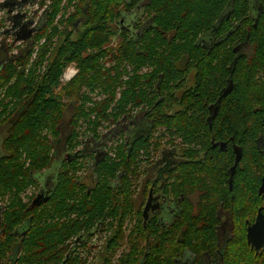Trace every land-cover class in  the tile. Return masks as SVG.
Segmentation results:
<instances>
[{"label":"trees","instance_id":"16d2710c","mask_svg":"<svg viewBox=\"0 0 264 264\" xmlns=\"http://www.w3.org/2000/svg\"><path fill=\"white\" fill-rule=\"evenodd\" d=\"M45 1H39L41 8ZM50 1L43 10V18L40 17L44 19L43 24L33 30V36L24 48L16 46L17 54H11L15 49L13 39L4 32L12 42L6 44L8 55H4L0 66V126L6 124L8 127L2 141L6 154L0 158V192L13 189L22 192L28 186L36 185L35 176L50 168L55 149H58L54 144L62 134L59 124L67 106L61 99L64 94L73 102L69 121L73 132L66 143L67 150L71 151L78 144L79 135L74 128L80 120L91 124L93 135H97L99 127H105V123L117 125L133 108L156 106L158 97L163 100L159 106L170 109L172 82L181 74L174 66V60L189 58L202 61L201 74L197 76L200 91H196L207 97V103L216 99L227 78L232 81L231 93L220 102L216 128L221 139L236 134L242 150L236 196L242 201L244 188H249L251 198L259 199L256 189L264 173V146H258L256 139L264 137V72L259 78L256 73L264 71V60L261 59L264 40L259 44L257 57L237 59L230 74L226 64L218 67L203 65L201 50L195 46L197 36L216 23L231 0H149L145 5V19L150 25L148 28L137 27V34L132 39L126 38L120 20L139 0ZM255 1L262 11L258 25L264 34V0ZM72 4L76 6L74 13L65 17L63 14ZM249 10L245 1L237 0L236 16L243 17ZM77 20L80 23L76 32L74 23ZM117 34L121 37L118 47L106 49L110 39ZM54 39L59 43L56 48ZM17 40L24 41L21 37ZM23 52V56L19 55ZM109 56L113 65L105 69L104 61ZM222 57L229 59L230 52L228 56L225 52ZM69 64L75 66L77 73L61 85L60 78ZM127 66L131 67L130 71H126ZM143 68L148 72H141ZM124 76L126 80H123ZM59 87L60 92L56 94ZM85 87L106 96L99 102H93L89 96L79 97ZM189 96L184 100L186 106L188 102L196 103L197 96ZM89 102L91 106H86ZM179 115L176 127L186 142L193 134L189 128L201 125V113H196L193 118L184 113ZM160 117L169 121L164 112ZM140 149L141 143L136 144L131 153L126 152L121 144L115 158L119 161L109 157L100 159L96 165L98 180L95 188L86 189L83 184H76L74 173L80 170L76 168V160L72 163L63 160L46 204L29 210L27 204L14 197L1 223L6 240L1 242L0 238V262L11 248V242L16 240L14 230L32 216L28 238L24 240L27 254L20 262L60 261L62 250L67 249L66 242L71 243L94 222L109 220L106 226L113 228V222H116L118 228L101 264H172V228L156 229L153 225L143 228L140 223L134 225L126 237L128 251L114 261V252L120 238L124 237L121 227L132 214L130 184L126 182L125 172L131 175L130 165ZM250 163L255 166H248ZM122 172L121 183L112 189L110 181L116 180ZM73 214L76 217L71 219Z\"/></svg>","mask_w":264,"mask_h":264},{"label":"flooded vegetation","instance_id":"af4514ba","mask_svg":"<svg viewBox=\"0 0 264 264\" xmlns=\"http://www.w3.org/2000/svg\"><path fill=\"white\" fill-rule=\"evenodd\" d=\"M39 1H33L32 5H39ZM233 1L231 0L227 4L221 17L209 30L199 34L195 39V46L201 50V59L204 58L203 65L211 64L218 67L226 64L231 70L229 74L232 73L237 59H255L259 44L264 40L262 37L264 34L258 25L262 17L259 4L255 0H243L250 10L247 15L238 17L235 15L237 0L234 1V4ZM148 2L149 0H139V3L124 13L120 20L127 39L136 36L137 27L148 28L150 25V22L145 19L147 16L145 5ZM17 3V1L9 0L5 5L12 8V6H17ZM136 10L139 13H135ZM8 13L10 14V12ZM9 14L6 16L9 29L5 31L10 34L14 44L23 42L17 40L19 37L28 41L33 36V30L44 22L42 19V22H38L36 26L32 27L33 19H20L14 17L16 14L14 16ZM74 28L76 31L78 27ZM4 32L0 31V36L4 35ZM2 44L0 46V66L3 63L4 55L7 54L6 44ZM225 52L227 56L230 52V58L227 60L222 57ZM23 54L24 52L19 53L21 56ZM12 57L15 58V56ZM261 59L264 60V55ZM201 62L189 58L175 59L174 66L178 67L181 74L179 79L172 82V107L169 109L159 106L163 100L158 97L156 106L133 108L129 116L122 118V121L117 125L116 123L110 126L106 124L105 127H113L112 131L118 132L116 143L111 145L102 143L103 135L97 132V135L87 134L88 142L78 137L77 146L71 151L67 150V139L70 138L73 130L72 127H69L71 116L69 119L63 116L59 124L62 134L54 144L57 147L61 146L60 154L57 156L59 149H55L54 153L55 158L58 159V166L52 167L53 160L50 168L35 176L36 185H30L22 192H17L16 189L5 193L0 192L1 242L6 240L3 237L5 230L1 227L3 215L10 208L14 197L17 196L23 204H27L29 210L46 204L50 200L56 174L62 168L63 160L69 163L76 160V168L79 167L80 170L75 171L74 182L83 184L86 189H92L97 184L98 178L95 172L100 159L109 157L119 161V159H115L117 147L122 144L124 150L131 153L134 146L141 143L142 149L139 150L138 156L130 165L131 175L125 172L126 182L129 181L130 184L128 192L131 193L133 210L136 207V220L133 226L140 223L143 228H146L147 225H153L156 229L169 230L172 228V264H264V225H262L264 224V192L259 193L264 173L256 189L259 199L251 198L250 189L244 188V198L240 201L241 197L236 196L239 189L238 187L235 189V185L242 162V150L236 134H228L226 138L221 139L219 138V129L216 128L220 102L231 93L232 81L227 78L216 99L207 103V97L196 91L200 89L197 76L201 74V70H199ZM141 72H148V69L143 68ZM263 72V70H259L256 77H262ZM189 95L197 96L195 97L196 103L188 102V106H186L184 100L190 97ZM66 109L68 111L69 107ZM161 112L169 117L168 127L164 131L160 130ZM182 113L190 118H193L196 113H201V125L196 126L194 123L195 126L189 128L193 134L191 139L186 142L180 137L181 134L176 127L179 114ZM155 131H157L156 135ZM2 141L0 142V158L6 154L2 149ZM256 143L258 146H264V137L258 136ZM238 148L241 158L236 163L235 171L229 181L230 169L234 166L235 151ZM28 163H26V167ZM253 165L254 163H250L248 166ZM84 168L87 172L86 175L91 176L89 186L83 183L79 177ZM54 169L55 172L52 173ZM50 173L55 174L53 180L49 179ZM120 175L116 180L110 181L112 189L121 183L123 172ZM29 190L32 192L27 195ZM135 193H137L136 197ZM133 196L137 199V204H135ZM37 197L39 199L33 203ZM75 204L77 205L78 201ZM258 216L263 220L262 224H257ZM71 217V219L75 218L76 214ZM31 218L32 216L28 217L22 225L14 230L13 234H15L16 240L11 242V248L5 253L0 264H30L20 262V259L27 254L24 240L27 241L28 238ZM130 220L131 216L127 217L122 228ZM108 223H110L109 220L94 222L92 227L81 231L74 237L71 243L66 242L67 249L62 250L60 261L40 264H87L86 258L82 259L78 249H83L89 244L94 246L93 240H96L99 229L101 231L112 230L106 226ZM114 225L118 228V223L113 222V227ZM112 236L106 242L104 247L106 252L101 256V262L108 253V243ZM127 236L125 235V239ZM91 240L92 242H90Z\"/></svg>","mask_w":264,"mask_h":264},{"label":"rangeland","instance_id":"374dc122","mask_svg":"<svg viewBox=\"0 0 264 264\" xmlns=\"http://www.w3.org/2000/svg\"><path fill=\"white\" fill-rule=\"evenodd\" d=\"M6 1H9V0H0V19L2 20L0 22V31L1 32H4L6 29H9V22L7 20V17H6L7 14H9L8 12H10L9 15L13 14L12 16H14V14H16V17L20 18V19H21V16H22V18H25V20L33 19V22H31V23H32V27H34V26L37 25L38 22H42V19L40 17L43 14V10L45 9L46 6H49V4L51 2L50 0H46L45 3H44V7L41 8L40 5H38V4H33L32 5V3H33L32 0L27 1L25 3L23 2L24 4H20L23 0H14V1L18 2L17 3L18 5L17 6H12V8H11V6L5 5L7 3ZM74 2H76V1H74ZM3 3H5V4L2 7L1 5ZM62 3L65 4V2H62ZM76 6H77V3H76ZM76 6H75V4H72L66 10V13L63 14V15L65 17H68L70 14L74 13V10H75ZM135 13H139V12L136 10ZM125 24H126V22L124 23V25ZM78 26L79 25H77V27ZM120 38L121 37L118 34L113 36L110 39V42L108 43V45L105 48L106 49L107 48H111V49L115 50L118 47V45H119ZM54 41H55V42H53L54 43V48H56L59 45V43L57 42V39H54ZM11 42H12V40H11V38L8 35L5 36V35L1 34V36H0V46H1V43L10 45ZM41 42H43V40H41ZM22 43L23 44H21V42H18L17 44H14L13 47L15 49H13L12 53L17 54L16 46L19 45L21 48H24L25 47V43H28V41H23ZM54 48L52 49V54L54 53V50H55ZM109 59H110V56L108 57V59H106L104 61L105 69H109L110 66L113 65V62L110 61ZM130 68H131L130 66H127L126 67V71H130ZM66 69L73 70L75 72V74L77 73V70H76V68H75V66L73 64H69L66 68H64L63 73L66 71ZM123 80H126V76L123 77ZM65 83H67V82H65ZM65 83L60 82L61 85H64ZM90 90H91V88L85 87V89H83V91L81 92V96H79V97L89 96L90 98H92L93 102H99V101L103 100L105 98V96H106L104 94H101V95L98 94L97 95V93H98L97 90H95V91H90ZM55 92H56V94H58L60 92V87L57 88L55 90ZM118 92H119V90H118ZM61 99L67 105L66 108L69 107V110L67 111V109H66L65 114H64V117L66 116V119H69L70 116L73 113L72 112L73 102L69 101V96H67L66 94H64ZM79 101H81L80 98H79ZM86 106H91V103L89 102L88 104H86ZM92 118H93V116H92ZM86 119H88V118H86ZM161 121L164 122L166 120H164V119L160 120V130L164 131L168 127V123L169 122L166 121L163 124H161ZM104 125H106V123ZM110 125L111 124H109L108 126H110ZM7 128L8 127H7L6 124L0 126V142L5 137ZM92 128H93V126L91 124H89V123H87L86 121H83V120H80L78 123H76V131L78 132L79 139L82 138L84 141L88 142V138L89 137L87 136V134H92L93 135ZM112 128L102 126V127H99V129L96 130L97 132H99V134L103 135V140L104 141L102 140L103 141L102 143H105V144L107 143V145H111L112 143H116V141L118 139V136H117L118 132L112 131L113 130ZM155 132H156L155 133V135H156L157 131H155ZM112 136H114V137L112 138ZM60 147L61 146L58 147L59 150H58L57 156H58V154H60ZM0 153H1V148H0ZM54 157H56V156H54ZM53 160L54 161H53V164H52L53 166L52 167L58 166V159L54 158ZM54 172H55V169L52 171V173H54ZM86 173L87 172L85 171V168H84V170L80 173L79 177L82 179L83 183H85L86 185L89 186L90 185L91 176L86 175ZM54 176H55V174L53 175V174L50 173L49 174V179L52 178V180H53ZM85 176H86V179H84ZM31 190L28 191L27 195L31 194V192H32ZM134 196L136 197L137 193H135ZM134 196H133V199L135 198ZM134 202H135V204H137V199L136 198L134 199ZM133 207H134V204H133ZM135 210H136V207L134 208V210L132 208L131 220L127 221L123 228L121 227L122 234H125L126 236L129 235L132 232V229L134 227L133 224H134V221L136 220L135 219ZM111 229H112L111 231H109V230L101 231L99 229V231L96 234V238H95L96 240H93L94 246L93 245L90 246V244H89L88 246H86L83 249H81V248L78 249V253L82 257V259L86 258V263L87 264H99V262H101V256L103 254H105L104 252H106V251H104V247L106 246V242L108 241V239L112 235H114L116 233V230H117L115 225ZM125 235H124V237L122 236V238H120V240H119V247H118L117 250H115L114 255H113L114 256V261H116L121 256L122 253L127 252L128 249H129V246L126 244ZM90 242H92V240ZM98 256H99V262H98Z\"/></svg>","mask_w":264,"mask_h":264},{"label":"water","instance_id":"95a60500","mask_svg":"<svg viewBox=\"0 0 264 264\" xmlns=\"http://www.w3.org/2000/svg\"><path fill=\"white\" fill-rule=\"evenodd\" d=\"M27 1H30V0H23L20 4H24L25 2H27ZM6 2H8V1H6ZM24 2V3H23ZM4 4L5 3H3L1 6L3 7L4 6ZM5 8V7H4ZM80 23V20H77L75 23H74V27H77V25ZM235 155H236V158H235V163H234V166L230 169V179H229V181L231 180V178H232V175H233V173H234V171H235V165H236V163L240 160V158H241V152H240V149L238 148V149H236V151H235ZM262 192H264V177L262 178V186L260 187V189H259V193H262ZM39 199V197H37L34 201H33V203H35L37 200ZM44 200V199H43ZM46 200V199H45ZM145 213V212H144ZM260 216V215H259ZM257 217V224H262V219L260 218V217ZM264 218V217H263ZM262 225H264V224H262Z\"/></svg>","mask_w":264,"mask_h":264},{"label":"built area","instance_id":"2783aa9c","mask_svg":"<svg viewBox=\"0 0 264 264\" xmlns=\"http://www.w3.org/2000/svg\"><path fill=\"white\" fill-rule=\"evenodd\" d=\"M75 75V72L70 69H66V71L63 73V75L60 78V82L65 83L72 79V77Z\"/></svg>","mask_w":264,"mask_h":264}]
</instances>
